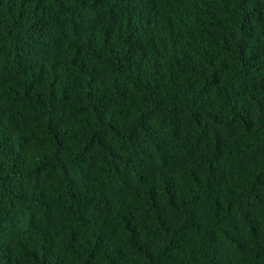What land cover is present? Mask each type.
Returning <instances> with one entry per match:
<instances>
[{
	"label": "trees",
	"instance_id": "16d2710c",
	"mask_svg": "<svg viewBox=\"0 0 264 264\" xmlns=\"http://www.w3.org/2000/svg\"><path fill=\"white\" fill-rule=\"evenodd\" d=\"M0 264H264V0H0Z\"/></svg>",
	"mask_w": 264,
	"mask_h": 264
}]
</instances>
